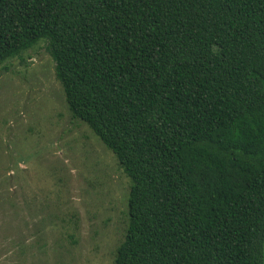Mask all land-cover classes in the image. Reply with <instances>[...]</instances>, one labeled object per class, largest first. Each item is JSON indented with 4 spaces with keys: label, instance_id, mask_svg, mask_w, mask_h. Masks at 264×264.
<instances>
[{
    "label": "trees",
    "instance_id": "trees-1",
    "mask_svg": "<svg viewBox=\"0 0 264 264\" xmlns=\"http://www.w3.org/2000/svg\"><path fill=\"white\" fill-rule=\"evenodd\" d=\"M41 40L131 180L114 264H264V0H0V64Z\"/></svg>",
    "mask_w": 264,
    "mask_h": 264
},
{
    "label": "rangeland",
    "instance_id": "rangeland-1",
    "mask_svg": "<svg viewBox=\"0 0 264 264\" xmlns=\"http://www.w3.org/2000/svg\"><path fill=\"white\" fill-rule=\"evenodd\" d=\"M55 71L45 40L0 64V264H114L131 180Z\"/></svg>",
    "mask_w": 264,
    "mask_h": 264
}]
</instances>
